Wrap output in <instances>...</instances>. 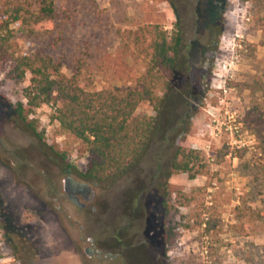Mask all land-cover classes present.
<instances>
[{
	"label": "rangeland",
	"instance_id": "1",
	"mask_svg": "<svg viewBox=\"0 0 264 264\" xmlns=\"http://www.w3.org/2000/svg\"><path fill=\"white\" fill-rule=\"evenodd\" d=\"M55 2L53 20L10 24L16 55L49 54L89 89L137 88L149 56L127 31L143 27L148 45L155 27L170 36L179 30L176 92L183 99L174 104L176 129L167 139L159 135L117 182L87 181L96 196L82 208L65 191L64 179L84 180L77 170L86 169L88 145L61 129L53 104L30 113L44 140L32 133L15 108L26 102L30 74L22 82L9 80L11 63L0 65V264H149L139 245L123 248L127 242H144L162 264H264V6L254 0ZM256 81L262 84L253 94L249 85ZM254 103L261 116L251 112ZM137 111L156 114L148 100ZM184 141L202 152L207 174H171ZM168 225L178 234L165 245Z\"/></svg>",
	"mask_w": 264,
	"mask_h": 264
},
{
	"label": "trees",
	"instance_id": "2",
	"mask_svg": "<svg viewBox=\"0 0 264 264\" xmlns=\"http://www.w3.org/2000/svg\"><path fill=\"white\" fill-rule=\"evenodd\" d=\"M1 1L0 65L11 63L6 73L9 80L22 82L30 74V84L23 89L26 102L21 100L15 104L16 114L43 141L44 132L39 130L37 119L30 118V113L42 104L56 106L54 118L59 121L61 129L89 147L86 169L77 170L84 180L102 184L117 182L141 163L159 135L167 139V133L176 129L173 107L183 99V95L176 92L181 87V75L177 73L182 49L179 30L170 36L155 27L149 30L153 34L152 41L144 45L145 29H129L127 38L135 48L149 56L146 72L140 77L138 87L110 86L95 90L89 89L90 84L78 73L65 75L61 64L49 54L36 51L16 55L11 49L14 30L10 24L19 20H53L56 16L55 0ZM254 1L264 6V0ZM261 84L256 81L249 85L253 94L260 90ZM157 87L163 88L164 94L156 93ZM147 100L153 103L155 115L138 113L139 104ZM190 101L187 100L188 104ZM251 112L254 116L258 113L261 116L260 104L254 103ZM251 112L249 118H253ZM259 131L260 136L262 134L259 147L264 161V135L263 130ZM52 150L60 154L56 149ZM62 156L65 157L64 154ZM207 166L202 152L184 141L176 147L171 174L186 172L195 178L199 174H207ZM164 187L169 191L167 184ZM164 205L168 207L167 200H164ZM168 212L169 209L166 210ZM207 223L209 230L211 224ZM177 234V226H165L163 237L166 243H171Z\"/></svg>",
	"mask_w": 264,
	"mask_h": 264
},
{
	"label": "flooded vegetation",
	"instance_id": "3",
	"mask_svg": "<svg viewBox=\"0 0 264 264\" xmlns=\"http://www.w3.org/2000/svg\"><path fill=\"white\" fill-rule=\"evenodd\" d=\"M65 182V191L68 193L69 197L77 203L82 208H86L95 198L96 193L94 191V188L90 183H88L86 180H77L71 175H67L64 179ZM144 242L139 243H133L130 244V242L124 243L123 248L126 245V248H132L135 245H139V248L144 252L145 260L149 264H162V261L159 262L155 261L152 257V255L147 251L148 247L144 246L145 250L142 247V244ZM163 243L166 245V241L163 237ZM87 251H90V248H87ZM162 252V251H161Z\"/></svg>",
	"mask_w": 264,
	"mask_h": 264
}]
</instances>
